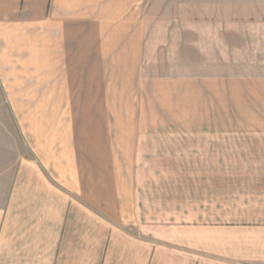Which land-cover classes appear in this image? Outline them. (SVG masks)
Returning a JSON list of instances; mask_svg holds the SVG:
<instances>
[{
    "label": "crops",
    "instance_id": "1",
    "mask_svg": "<svg viewBox=\"0 0 264 264\" xmlns=\"http://www.w3.org/2000/svg\"><path fill=\"white\" fill-rule=\"evenodd\" d=\"M249 6L0 0V79L30 112L29 154L0 165V264H264V170L146 169L151 141L264 134Z\"/></svg>",
    "mask_w": 264,
    "mask_h": 264
},
{
    "label": "rangeland",
    "instance_id": "2",
    "mask_svg": "<svg viewBox=\"0 0 264 264\" xmlns=\"http://www.w3.org/2000/svg\"><path fill=\"white\" fill-rule=\"evenodd\" d=\"M206 2L207 0H199V5L204 7ZM256 2L260 7H257L259 14L264 13V0H256ZM249 4H255V0H229L231 20L238 22L239 16L236 14L244 9L253 10L254 13L255 8H251ZM231 38L236 40L238 37L234 35ZM261 38H264V35ZM4 85L3 80L0 79V165L7 164L8 160L13 158L14 147L16 151L20 148L24 155L29 154V94L9 95L5 93ZM8 85L11 86L12 91H28L29 79H8ZM215 135L191 137L174 143H160V145L154 141L146 143L152 151L153 146L161 148L158 151L162 155L160 157L156 152H151L154 158L149 160V167L147 166L146 169L264 170V134L241 132L225 136L227 138ZM160 161H162L161 164ZM138 169L142 170V167Z\"/></svg>",
    "mask_w": 264,
    "mask_h": 264
}]
</instances>
